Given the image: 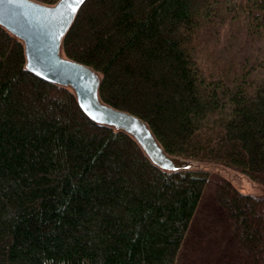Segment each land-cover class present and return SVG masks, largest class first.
Instances as JSON below:
<instances>
[{"label":"trees","instance_id":"1","mask_svg":"<svg viewBox=\"0 0 264 264\" xmlns=\"http://www.w3.org/2000/svg\"><path fill=\"white\" fill-rule=\"evenodd\" d=\"M62 49L169 154L234 169L263 193L159 168L71 89L26 69L0 26V264H184L206 193L234 263L264 264V0H86ZM213 236L187 264L208 263Z\"/></svg>","mask_w":264,"mask_h":264},{"label":"water","instance_id":"2","mask_svg":"<svg viewBox=\"0 0 264 264\" xmlns=\"http://www.w3.org/2000/svg\"><path fill=\"white\" fill-rule=\"evenodd\" d=\"M85 1L56 0L48 4L39 0H0V26L22 42L26 69L71 89L87 117L131 135L153 164L167 171H208L209 162L169 154L144 119L103 101L99 95L100 73L64 54L63 38ZM73 7L75 12L71 11Z\"/></svg>","mask_w":264,"mask_h":264},{"label":"rangeland","instance_id":"3","mask_svg":"<svg viewBox=\"0 0 264 264\" xmlns=\"http://www.w3.org/2000/svg\"><path fill=\"white\" fill-rule=\"evenodd\" d=\"M207 167L209 168L208 172H210V174H212L214 177L216 176L228 179L232 185L240 191L249 192L256 195L263 193L262 187L259 184L251 182L241 172L215 163H209ZM209 195V193H206L204 199L200 203V206L191 224L190 234L188 238L185 239V250L183 251L185 255L183 256V262L184 264H187V261L191 256V252L195 249H199L198 246L200 243L198 242H200V237L203 234L209 232V230H212V233L215 234V237L213 236L215 241H210L206 247L203 245V247H205L204 252H207L211 257L208 263H206L203 260H200V258H202V256H200L198 261L196 259L197 262L195 261V264H235L233 254L230 249L231 245H228L227 247L223 245V242L225 241L224 220L219 214H216V211L213 208V202L210 200ZM193 236H198L197 239L199 240L195 239L197 241V245L194 244V240L192 241ZM212 244H214V246ZM215 245L219 246L216 248Z\"/></svg>","mask_w":264,"mask_h":264},{"label":"snow or ice","instance_id":"4","mask_svg":"<svg viewBox=\"0 0 264 264\" xmlns=\"http://www.w3.org/2000/svg\"><path fill=\"white\" fill-rule=\"evenodd\" d=\"M79 2H80V3H82V2H83V0H79ZM75 10H76V9H75L74 7H73V8H71V11H72V12H75Z\"/></svg>","mask_w":264,"mask_h":264}]
</instances>
